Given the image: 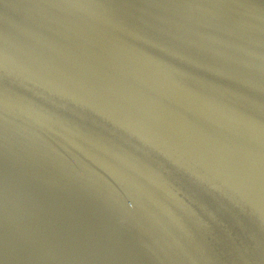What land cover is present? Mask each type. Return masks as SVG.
Here are the masks:
<instances>
[{
    "label": "water",
    "instance_id": "1",
    "mask_svg": "<svg viewBox=\"0 0 264 264\" xmlns=\"http://www.w3.org/2000/svg\"><path fill=\"white\" fill-rule=\"evenodd\" d=\"M0 264H264V0H0Z\"/></svg>",
    "mask_w": 264,
    "mask_h": 264
}]
</instances>
